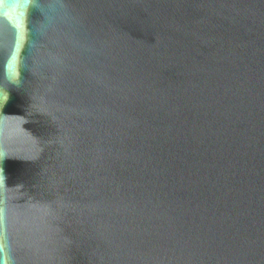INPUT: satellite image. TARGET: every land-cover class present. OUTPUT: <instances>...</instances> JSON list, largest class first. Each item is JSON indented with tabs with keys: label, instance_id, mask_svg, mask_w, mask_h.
<instances>
[{
	"label": "water",
	"instance_id": "95a60500",
	"mask_svg": "<svg viewBox=\"0 0 264 264\" xmlns=\"http://www.w3.org/2000/svg\"><path fill=\"white\" fill-rule=\"evenodd\" d=\"M0 264H264V0H0Z\"/></svg>",
	"mask_w": 264,
	"mask_h": 264
}]
</instances>
